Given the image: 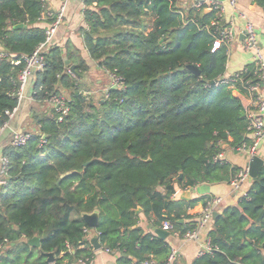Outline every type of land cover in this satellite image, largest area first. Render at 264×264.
Segmentation results:
<instances>
[{"label": "trees", "instance_id": "16d2710c", "mask_svg": "<svg viewBox=\"0 0 264 264\" xmlns=\"http://www.w3.org/2000/svg\"><path fill=\"white\" fill-rule=\"evenodd\" d=\"M254 1L264 11V0ZM85 7L80 35L89 58L123 88L96 95L80 79L90 67L79 51H45L33 82L36 131L26 146L9 142L1 151L9 167L0 176V264H49V253L57 264L94 259L83 215L96 211L101 246L125 255L119 264L158 256L163 263L170 245L144 232L140 214L158 227L170 221L184 235L196 228L188 211L211 198L175 202L177 186L231 183L241 170L215 158L225 146L249 142L247 110L235 92L249 97L247 87L260 81L255 63L236 82L225 80L229 56L225 46L214 51L216 12L181 0H86ZM54 20L46 0H0L8 56L0 58V129L18 107L25 57L45 43ZM60 95L69 110L62 120L51 104ZM263 212L264 169L239 205L214 220L209 237L217 250L194 264H264Z\"/></svg>", "mask_w": 264, "mask_h": 264}, {"label": "crops", "instance_id": "0c3cea01", "mask_svg": "<svg viewBox=\"0 0 264 264\" xmlns=\"http://www.w3.org/2000/svg\"><path fill=\"white\" fill-rule=\"evenodd\" d=\"M86 0H70L67 3L64 18L62 23L57 28V31L52 40V46H58L61 48H69V50H77L80 52L83 59L88 63L90 70L85 77H80L84 83H86L91 92L94 94L102 95L111 87L110 77L106 72L99 67L98 63L91 60L85 49L83 38L80 35L82 28L86 27L84 18V11ZM198 1H211V0H181V6L185 8L193 7ZM223 3L224 15L223 21L226 24H233L234 31L236 34L235 42L230 50L228 57L227 68L225 72V78H229L237 73L242 72L247 66L254 63V50L247 51L243 47L244 32L247 24H252L255 27L258 37V46L264 54V11L261 9L254 0H236V7L233 8L230 0H220ZM63 0H46L47 13L53 15L56 19L61 7ZM4 53L2 45H0V54ZM241 100L245 109L252 106L251 101L242 95L236 94ZM39 108L37 104L33 103L32 100V87L27 90V97L20 108L15 120L12 123L13 129L28 130L32 123L33 114L31 109ZM28 115L30 122L23 126L25 117ZM21 127V128H20ZM32 131H35L34 124H32ZM11 134L7 132L0 138V156L4 145L10 142ZM225 161L232 165L234 168L244 169L249 167L250 159L248 156L234 152L232 149L225 147ZM257 156L264 160V142L259 147ZM253 182L251 179L244 184L240 190H235L228 182L220 183H202L195 187L183 189L179 186L176 188V193L172 200L178 202L182 199L192 201L200 198H223L224 203L221 208L217 210L219 216L222 212L230 207H237L243 197L247 195L251 189ZM186 193H190L189 199L184 196ZM203 205L199 203L194 209H190L188 214L193 216L196 220L197 215L202 211ZM141 210L138 211L140 213ZM218 218V217H217ZM214 218L210 222L209 226L201 233L199 241H189L181 237H175L169 233V237L165 239L172 250L176 251L177 258L174 264H194V262L200 258L199 252L207 241L210 231L214 227ZM189 220H185L188 223ZM184 223V221H182ZM139 226L144 230L145 233H152L158 236L156 230L162 229L155 225V218L147 220L143 214H140ZM160 237V236H158ZM95 258L93 264H119L120 259L125 255L115 251L113 253L107 252L104 249L95 251ZM170 252V253H171ZM166 257L158 256L154 257L157 262L164 261ZM161 263V262H160ZM57 264L56 260L54 263ZM143 264V263H141Z\"/></svg>", "mask_w": 264, "mask_h": 264}, {"label": "built area", "instance_id": "2783aa9c", "mask_svg": "<svg viewBox=\"0 0 264 264\" xmlns=\"http://www.w3.org/2000/svg\"><path fill=\"white\" fill-rule=\"evenodd\" d=\"M70 0H63V5L61 10L54 20L51 23L46 31V41L42 44L30 57H25L26 66L20 75V86L19 90L15 93V97L18 99V107H16L12 112H8L9 121L4 124V126L0 129V138L5 132H10V144L15 148H21L27 145L30 139L33 136V133L26 130L21 129H13L12 123L15 120L17 114L20 111L21 106L23 105L26 97L27 90L29 87H32V96L34 94L33 91V82L37 73L43 72L45 69V60L44 53L48 49V47L52 44V40L57 31V28L62 23L67 3ZM230 3L233 8L236 7V0H230ZM193 7H195L198 11H215L218 17V20L212 22V26L216 28L215 36V46L214 51L220 48L221 46H225L228 50V56L230 54V50L235 42L236 34L234 31L233 24H226L223 20L224 15V7L223 3L220 0H211V1H198ZM46 14L42 17L44 20L46 18ZM224 24V28L220 29V26ZM1 45V38H0ZM243 47L247 51L254 50V63L257 66L256 75L260 83L252 84L247 87V91L249 97H247L252 106L247 110L248 117V137L249 142L243 143L241 146L234 149V152L239 154H243L249 157L251 160L255 156H257V152L259 147L264 142V54L260 50L258 46V37L255 27L252 24H247L244 32V42ZM7 54L4 52L0 54V58H7ZM69 73L74 75L70 69ZM106 74L110 77L111 87L110 88H123V81L116 74L106 72ZM233 77V79H231ZM229 78H225L227 82H236L239 78L238 74H235ZM109 88V89H110ZM108 89V90H109ZM107 90V92H108ZM106 92V93H107ZM239 94L235 92V95ZM241 95V94H239ZM68 99L65 95H60L53 97L51 100V104L56 110L62 115V117L68 114ZM36 131V129H35ZM44 137H42V142L44 143ZM215 161H225V152L220 154L215 158ZM9 160L7 157L0 156V176L5 175L8 171ZM251 179L249 167L244 168L236 174V176L232 179L230 185L235 190H240L246 182ZM5 184L4 181L0 179V185ZM224 203L223 198L214 197L209 200L206 205H203L202 211L196 217V228L194 230L186 232L184 235L175 229L174 225L170 221H165L162 223V230L167 231L173 234L175 237H181L185 240L189 241H199L201 233L209 226L210 222H212L214 218L215 212L219 208L222 207ZM87 238L90 242L91 238L94 236L100 237L101 233L89 228L85 231ZM92 246V245H91ZM103 249V248H102ZM217 248L213 247L211 244L210 237H207V241L199 252V257H202L206 254H212L216 251ZM95 251V250H94ZM109 252L108 250H106ZM177 258L176 251L172 250L168 259L163 262H157L153 258H150L143 262V264H174ZM94 259H80L71 264H93Z\"/></svg>", "mask_w": 264, "mask_h": 264}, {"label": "water", "instance_id": "95a60500", "mask_svg": "<svg viewBox=\"0 0 264 264\" xmlns=\"http://www.w3.org/2000/svg\"><path fill=\"white\" fill-rule=\"evenodd\" d=\"M210 10H206L205 12H209ZM66 63L68 65H70V62L67 58H65ZM190 71H192L194 74L196 75H200V71L197 67L195 66H188L187 67ZM181 70H184V68H182ZM70 71L73 74H76L75 71V66L71 65L70 66ZM112 89H117L116 87L112 88ZM226 147V146H225ZM224 147V148H225ZM264 169V160L259 158L258 156H255L254 158H252L249 162V171H250V177L252 181L257 180V178L259 177L260 172ZM185 198L189 199L191 197L190 193H186V195L184 196ZM263 214L261 215V217L258 219V222L261 220V218L263 217ZM217 217H219V213L215 212L214 214V219H216ZM83 219L86 223V225L93 229L96 230L99 224V213L98 211L94 212L93 214H85L83 215ZM156 233L158 236H160L163 239H167L169 237V232L164 231L162 229H158L156 230ZM29 243L33 246L39 247L40 246V241L38 238H33L31 240H29ZM90 244L92 245L93 249L95 251H99L102 249L101 243L99 241V238L97 236H94L93 238H91L90 240ZM47 257V262L49 264L54 263L55 262V257L54 254L49 253V254H44Z\"/></svg>", "mask_w": 264, "mask_h": 264}, {"label": "rangeland", "instance_id": "374dc122", "mask_svg": "<svg viewBox=\"0 0 264 264\" xmlns=\"http://www.w3.org/2000/svg\"><path fill=\"white\" fill-rule=\"evenodd\" d=\"M30 122V118H28V115L25 117V120H24V123H23V126L25 125V124H28ZM32 124H33V122L31 123V125L29 126V128H28V130H26V131H30V132H32ZM21 128V127H20ZM6 133V135H7V132H5ZM4 133V134H5Z\"/></svg>", "mask_w": 264, "mask_h": 264}]
</instances>
